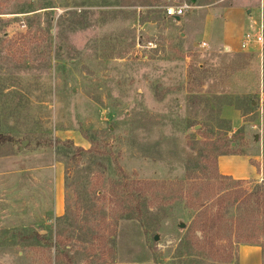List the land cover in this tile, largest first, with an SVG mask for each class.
<instances>
[{"label":"rangeland","instance_id":"1","mask_svg":"<svg viewBox=\"0 0 264 264\" xmlns=\"http://www.w3.org/2000/svg\"><path fill=\"white\" fill-rule=\"evenodd\" d=\"M176 1L0 0V264H264V7Z\"/></svg>","mask_w":264,"mask_h":264},{"label":"built area","instance_id":"2","mask_svg":"<svg viewBox=\"0 0 264 264\" xmlns=\"http://www.w3.org/2000/svg\"><path fill=\"white\" fill-rule=\"evenodd\" d=\"M169 3L165 5V15L174 18L175 16H183L191 5L186 1L167 0ZM206 42L201 41L200 46L205 47ZM264 48V23L263 13L260 12L258 19H250L247 28L242 33L239 40V49L244 52H257L259 56L262 55ZM226 50L228 48L226 47Z\"/></svg>","mask_w":264,"mask_h":264},{"label":"crops","instance_id":"3","mask_svg":"<svg viewBox=\"0 0 264 264\" xmlns=\"http://www.w3.org/2000/svg\"><path fill=\"white\" fill-rule=\"evenodd\" d=\"M260 4L262 5V7H264V0H259ZM242 36V34H241ZM240 36V38H241ZM239 38V40H240ZM239 40L238 42H230L229 44L224 45V49H226V47L230 50L232 47L239 49ZM240 50V49H239ZM237 160V156L235 155H231V156H220L218 159V163H219V168L222 174L225 175H232L233 177H237V178H244V177H248L250 175L251 170H247L245 174H234L232 172H230V165L232 162H236Z\"/></svg>","mask_w":264,"mask_h":264},{"label":"trees","instance_id":"4","mask_svg":"<svg viewBox=\"0 0 264 264\" xmlns=\"http://www.w3.org/2000/svg\"><path fill=\"white\" fill-rule=\"evenodd\" d=\"M12 138L9 137V140H11ZM4 141H8V138H6L5 134H0V143H4ZM210 177H214V178H226V176L224 174H220V173H217L216 174H213L211 175ZM124 192H128L130 193L129 190H127L126 188L124 189ZM197 209H199L201 211L202 214H207V209H206V206H203L202 204L199 205L197 207ZM202 209V210H201ZM35 235L38 237V238H41L42 235L39 233V232H35Z\"/></svg>","mask_w":264,"mask_h":264},{"label":"water","instance_id":"5","mask_svg":"<svg viewBox=\"0 0 264 264\" xmlns=\"http://www.w3.org/2000/svg\"><path fill=\"white\" fill-rule=\"evenodd\" d=\"M174 19L177 20V21H179L180 20V17L179 16H175ZM180 226H183V224H181ZM155 238H156V236H155Z\"/></svg>","mask_w":264,"mask_h":264}]
</instances>
